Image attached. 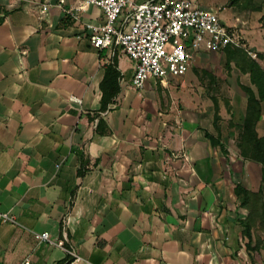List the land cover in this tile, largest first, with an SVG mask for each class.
Returning <instances> with one entry per match:
<instances>
[{
  "label": "crops",
  "instance_id": "1",
  "mask_svg": "<svg viewBox=\"0 0 264 264\" xmlns=\"http://www.w3.org/2000/svg\"><path fill=\"white\" fill-rule=\"evenodd\" d=\"M103 17L93 5L75 20L57 5L43 15L35 0H0V211L15 218L0 221V264H264V243L247 247V210L235 194L239 182L264 191L263 167L239 154L232 124L217 128L212 104L190 92L205 60L190 80H172L181 79L176 97L153 78L137 90L133 60L89 41L85 24ZM243 51L229 69L248 74ZM114 58L120 92L102 111ZM257 132L264 138V111Z\"/></svg>",
  "mask_w": 264,
  "mask_h": 264
},
{
  "label": "built area",
  "instance_id": "2",
  "mask_svg": "<svg viewBox=\"0 0 264 264\" xmlns=\"http://www.w3.org/2000/svg\"><path fill=\"white\" fill-rule=\"evenodd\" d=\"M39 11L48 15L57 5L65 15L79 20V11L93 5L103 11L100 21L87 22L88 38L93 48L107 49L111 56L122 50L134 62L132 86L142 90L153 78L164 87L182 78L194 67L201 51L225 50L235 45L242 47L213 8H203L198 0H81L77 7L67 0H35ZM243 48V47H242ZM253 58L256 53H251ZM0 221H15L7 212L0 211ZM42 240L54 243L48 232ZM66 235L57 244L64 246ZM76 259L73 249L68 250ZM26 258L20 264H30Z\"/></svg>",
  "mask_w": 264,
  "mask_h": 264
},
{
  "label": "trees",
  "instance_id": "3",
  "mask_svg": "<svg viewBox=\"0 0 264 264\" xmlns=\"http://www.w3.org/2000/svg\"><path fill=\"white\" fill-rule=\"evenodd\" d=\"M264 0H231V4H243L253 10H262ZM258 3V4H257ZM231 33L239 40L243 48H246V43L236 34L235 27L231 28ZM239 47H227L225 49L227 61L226 65L230 67L234 54L238 53ZM248 49V48H247ZM257 57L264 59V52L255 51ZM246 67L243 68L244 72L250 75L251 85H242V89L246 95L247 103L244 114L239 118V130L236 136L237 148L239 154L247 160L257 161L262 164L264 173V138L259 137L257 132V124L263 117L264 111V68H262L258 61L250 57ZM120 77L121 72L118 69V61H114L106 66L104 78L101 83L103 91L101 110L105 111L109 105L115 100V97L120 92ZM215 112V124L218 128V123L222 120L220 115V104L218 96L212 97ZM101 122V121H100ZM220 132V130H219ZM213 138V135H210ZM219 141V139H216ZM235 194L239 200L240 207L247 210V216L242 221L244 227V234L248 238L247 247L251 251L259 250L264 243V239L260 237L254 239L252 233L253 228L264 226V191H253L242 183H237L235 186ZM72 258L68 257L63 262L58 264H69Z\"/></svg>",
  "mask_w": 264,
  "mask_h": 264
},
{
  "label": "rangeland",
  "instance_id": "4",
  "mask_svg": "<svg viewBox=\"0 0 264 264\" xmlns=\"http://www.w3.org/2000/svg\"><path fill=\"white\" fill-rule=\"evenodd\" d=\"M201 1L203 2L204 6H212L213 9L217 10L220 14V17H222L227 23H236V26H234L235 32L241 38V40L246 43V48H242L246 51L238 49L239 52L243 51L242 56H240V61H242L243 65H247V62L250 61V57H252L250 53H256V50H254L252 47H256L258 50L264 51L263 2H259V4H262V10H253L252 8L246 7L243 4H231V0ZM243 1L244 0H240V2ZM250 42L252 47L250 46ZM247 50L250 51V53ZM199 55L203 57L202 60H205L204 64H206V68H198L200 69V78L197 82H194L188 86V88L191 89L190 92H193V94H200L201 99H203L202 101L204 103L210 102L214 111H216V109L214 108V103L212 100L213 96H218L219 98V111H245L247 103L246 95L243 89L240 87V84L237 82L236 77H241L243 83L250 85V75L243 74L237 67L229 69L226 65L227 56L225 50L204 51V53H200ZM253 59L258 61L260 66L264 68V59L259 57ZM199 61H201V58L198 57L195 67L199 66ZM244 67H242V69ZM201 69L207 70L208 73ZM190 73L191 72L189 70L185 76L187 80H190L191 78ZM210 75L215 76V83L211 82ZM180 81L181 79L178 81V83H180ZM178 83L176 82L173 84V86L169 88V91H167L173 97H176L180 93L178 87H174V85L178 86ZM237 94L239 97H234ZM221 119L225 120V122L231 123V127L234 128V132L238 133L239 124L237 122L239 119L236 116L227 115ZM237 133L235 136H237ZM257 229L259 230L258 236L264 237V231H262L264 230V226L261 225Z\"/></svg>",
  "mask_w": 264,
  "mask_h": 264
}]
</instances>
